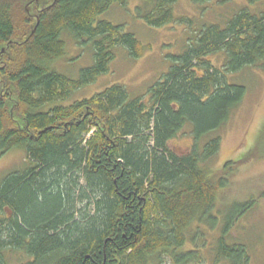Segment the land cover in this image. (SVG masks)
I'll list each match as a JSON object with an SVG mask.
<instances>
[{
  "label": "trees",
  "instance_id": "16d2710c",
  "mask_svg": "<svg viewBox=\"0 0 264 264\" xmlns=\"http://www.w3.org/2000/svg\"><path fill=\"white\" fill-rule=\"evenodd\" d=\"M141 1L148 26L175 21L178 0ZM126 2L0 0V153L26 157V167L0 183V264H10L7 252H23L29 260L21 264H159L164 257L202 264L205 242L185 248L189 231L193 244L206 226L220 228L209 247L213 264H252L231 231L257 202L233 203L223 218L214 210L225 173L255 151L227 163L219 177L208 164L220 149L215 133L246 96L230 76L264 71V12L202 26L147 101L116 84L70 103L109 72L118 50L141 55L133 34L98 21ZM67 38L92 55L77 79L55 67ZM219 53L225 60L216 68L207 58ZM187 127L194 145L178 155L168 144Z\"/></svg>",
  "mask_w": 264,
  "mask_h": 264
},
{
  "label": "rangeland",
  "instance_id": "374dc122",
  "mask_svg": "<svg viewBox=\"0 0 264 264\" xmlns=\"http://www.w3.org/2000/svg\"><path fill=\"white\" fill-rule=\"evenodd\" d=\"M140 5L141 0L115 4L98 21L121 26L124 32L133 34L141 43V55L132 59L126 50H118L109 72L76 92L70 103L90 98L116 84L125 86L131 99L143 98L147 101L148 90L169 72L174 63L173 58L185 51L202 26H223L228 19L243 10L253 15L264 12V0L253 4L249 0H178L172 7L175 21L154 28L139 17L137 7ZM67 43V55L55 67L59 73L77 79L82 69L92 65V55L89 50L83 52L70 38H67ZM207 59L216 68H220L224 65L225 55L219 53ZM229 82L245 86L246 96L227 124L215 133L221 138L220 149L208 165L219 177L223 175L227 163H236L253 150L255 152L251 158L235 165L231 173H225L227 187L218 197L214 212L223 218L233 203L257 202L255 208L235 224L231 231L234 233L231 243L246 245L252 264H264V137L261 139L262 134L264 136V71L248 68L230 76ZM190 133L191 129L185 128L183 133L169 142L168 147L178 155L190 153L194 145ZM25 167L23 151L15 149L6 154L0 153V183L7 174ZM219 230L210 232L207 226L203 227L204 238L200 234L195 243L191 244V236L194 234V229H191L185 249L201 250L206 243L207 247L203 249L205 261L202 264H213L209 247L214 244ZM6 258L10 264H21L29 260L23 252H7ZM159 264L173 262L164 257Z\"/></svg>",
  "mask_w": 264,
  "mask_h": 264
}]
</instances>
